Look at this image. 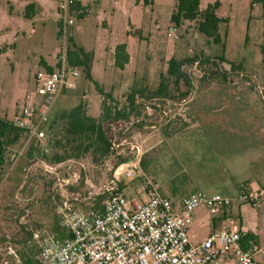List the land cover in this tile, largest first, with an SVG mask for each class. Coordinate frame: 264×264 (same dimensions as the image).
Returning <instances> with one entry per match:
<instances>
[{"label": "rangeland", "instance_id": "374dc122", "mask_svg": "<svg viewBox=\"0 0 264 264\" xmlns=\"http://www.w3.org/2000/svg\"><path fill=\"white\" fill-rule=\"evenodd\" d=\"M31 1L34 3L30 7ZM213 1L200 0V6ZM257 1L219 0L217 15L224 20L219 29L224 35L222 46L207 43L190 23L177 28V39L168 38L165 32L171 25L173 0H99L81 15H73L74 24L65 37L58 36L56 0H0V48L7 44L0 51L2 117L12 119L25 97L33 96L38 61L53 62L71 37L93 53V81L104 94L81 73L76 86L53 101L47 119L55 120L56 131L47 134L46 141L61 139L62 123L56 117L79 102L87 115L99 118L104 105L128 111V96L140 97L135 113L126 120L129 123L109 125L116 140L122 127L136 119L141 121V129H136L141 133L139 167H133L131 176L115 183L112 173L118 154L102 159L85 153L49 164L36 152L28 156L29 142L21 136L10 149L11 154H20L0 166V264L4 260L15 263L5 254L8 246L24 264V259L33 260L37 254L34 235L48 232L58 236V206L83 209L100 195L105 199L110 194L108 189L115 190L119 185L122 195L138 201L148 198L143 186L149 180L162 195L175 201L202 191L207 196L231 199L226 209L234 216L239 207L243 211H264V201L252 206L240 199V195L257 189L264 192V21ZM30 12L35 20L34 27L27 31L30 37L24 34L15 40L16 24ZM15 41V49L8 47ZM121 43L130 56L123 69L114 66L109 53ZM200 53L214 59L216 65H203L207 79L201 81L203 71L198 61L184 62L182 70L191 86L188 89L181 83L178 90L167 75L168 61L172 57H200ZM217 56L226 61L215 60ZM229 63L242 67L233 70ZM161 82L167 86L163 92L158 91ZM186 90L188 95L181 97ZM120 147L118 153L126 161L138 156L126 143ZM197 209L210 214L199 206L192 218Z\"/></svg>", "mask_w": 264, "mask_h": 264}, {"label": "built area", "instance_id": "2783aa9c", "mask_svg": "<svg viewBox=\"0 0 264 264\" xmlns=\"http://www.w3.org/2000/svg\"><path fill=\"white\" fill-rule=\"evenodd\" d=\"M78 1L57 0L63 37L74 24L73 7ZM176 31V27L169 25L165 35L175 40ZM80 75L79 68L68 62L67 48L58 53L52 71L35 74L33 96L27 95L9 119L13 126L23 130L29 144H45L43 125L53 101L63 91L74 88ZM140 137V131H134L118 144L135 148L138 156L115 166L112 183L131 176L133 167H139ZM143 189L148 198L141 201L112 192L101 208L58 206L59 235L48 232L34 235L38 244L34 264H257L256 255L264 256L262 249L242 248V232L235 225L212 230L198 243L190 241L193 210L204 206L213 216L231 204L228 197L196 191L173 205L149 180H145ZM262 193L260 190L244 193L240 199L256 206L257 201H264ZM5 254L13 257L14 264H23L12 247L8 246ZM2 264L10 263L4 260Z\"/></svg>", "mask_w": 264, "mask_h": 264}, {"label": "trees", "instance_id": "16d2710c", "mask_svg": "<svg viewBox=\"0 0 264 264\" xmlns=\"http://www.w3.org/2000/svg\"><path fill=\"white\" fill-rule=\"evenodd\" d=\"M145 3L148 0H144ZM257 2L261 5V17L264 21V0H258ZM77 4V3H76ZM75 4V6H76ZM31 7V5H29ZM73 7V10L75 9ZM220 6L219 0H214L212 3H208L205 7L200 6V0H173V7L170 14V23L176 28L184 26L186 23L193 25L197 33L206 38L207 43H216L224 46L222 35L220 32V25L224 22L223 19L218 17L217 10ZM60 27V25H59ZM61 35L60 29L58 28V36ZM224 36V35H223ZM69 45L67 46V58L71 66L79 68L84 78L93 81L91 76V65L93 61V53L90 51L84 50L82 47L77 46L73 39L69 37ZM215 60L220 62H225L226 60L223 56L215 57ZM198 61L200 69L203 71L201 76V81H206L207 73H205L204 66L205 64L212 63L216 65V61L208 56H203V53H200V57L194 55L190 59L178 60L175 57H172L168 61L167 66V75L172 78L173 84L179 90V85L183 83L188 89L191 86L189 78L186 73L182 70V66L185 63H194ZM129 62V54L124 43L117 44L114 48V66L120 69H123L124 66ZM233 70L241 69L240 65H234L229 63ZM53 68L47 67L46 71H52ZM223 80L226 79V75L221 74ZM94 82V81H93ZM95 87L101 94L104 92L94 82ZM167 86L164 82H161L158 91L163 92L166 90ZM187 90L181 92V97H186ZM107 99L113 101L111 95H105ZM165 97V96H164ZM138 108L135 103L134 95L128 96V111L125 108H112L110 105L103 106V113L99 118H93L87 115L84 105L82 102H79L76 106L70 109H63L60 111L56 119L61 121V130L62 137L61 139L54 140L51 143L50 140L46 141L44 145H32L29 144L28 150L26 151L28 156H31L33 153H37L41 156L42 161H47L49 164H59L69 158H78L85 153H90L92 158L101 157L109 158L115 155L116 160L114 166L118 165L121 162H125L126 158L123 155L118 153L117 149H120V139L127 138L130 136L136 129H141L140 122L134 121L121 128L119 132V139L116 140L113 138L112 134L109 131V125L112 122H128L126 121ZM55 117V115H54ZM43 129L47 134H53L56 131V122L51 119L49 122L48 119L43 125ZM25 136L23 130L13 126L10 120L7 117L0 118V166H3L8 161H13L18 153H10V149L17 145L21 136ZM26 137V136H25ZM61 148L60 151H57V148ZM49 148V149H48ZM11 154V155H10ZM121 185L118 188L113 190V193L120 192ZM110 192V193H112ZM177 190H173L175 194ZM109 196L107 193L106 198ZM170 199L173 205H176L175 200L166 196ZM103 195L98 196L95 201L88 207L101 208L103 201ZM102 199V200H101ZM256 237L250 233H242L240 239V244L245 250H253L256 246L255 239ZM24 264H34L33 260L26 258L24 259Z\"/></svg>", "mask_w": 264, "mask_h": 264}, {"label": "crops", "instance_id": "0c3cea01", "mask_svg": "<svg viewBox=\"0 0 264 264\" xmlns=\"http://www.w3.org/2000/svg\"><path fill=\"white\" fill-rule=\"evenodd\" d=\"M98 1L99 0H97V1H95V0H92V1L91 0H89V1L79 0L75 6L73 15H77V14L81 15L82 11L85 10L87 7H89L90 4L94 5L95 2H98ZM148 2H153V0H148ZM31 3L33 4L34 2L31 1L30 3H28V5ZM56 5H57V0H56ZM33 7H34V5H33ZM12 10L13 9H11V12H12ZM73 15H72V17H73ZM34 23H35V20L33 17V13H31V12L27 16L21 17V20L16 24L15 40L20 35L22 37L24 34H25V37L29 38L31 34H30V32H27V31H28V29L34 27ZM77 46H79V45H77ZM2 47L0 48V51H4L7 47V44L3 45ZM8 47L15 49L16 48V41L13 42ZM80 47H82V46H80ZM82 48L84 50H86L84 47H82ZM114 48L109 49V53L111 52V54H112L111 56L113 59H114ZM126 49H127V46H126ZM86 51H88V50H86ZM129 59H130V56H129ZM55 63H56V58L53 60V62H48L45 59H40L38 61V66H39L38 71L46 70L47 67H51L54 69ZM92 69H93V65H91V76H92ZM71 90H68V91H71ZM67 93L65 95L61 94L58 97L61 98L63 96H66ZM138 99H140V97L135 98L136 104H138ZM138 120L139 119H136L134 121H138ZM176 189L177 188L174 187V190H176ZM257 190H259V189H257ZM180 202H181V200H177L176 205H178ZM227 211H228L227 209L221 210L217 215L212 216L210 214L209 215L205 214L200 209H197L193 214L192 223H191V225L189 227V231H188L190 241L192 243H198V242L202 241L203 239H205L207 237V235L210 233V231H212V230L219 229L223 226L232 227L235 225L240 229V231L242 233H250L256 237L254 239L255 240L254 244L256 246H254L253 250L254 249H262L264 251V211H260V209H258V210H254V209L252 210L251 209L249 211H243V209L241 207H239L238 208V214L235 216L232 214H229ZM256 260H257V264H264V256L262 254H260V253L257 254ZM33 263H34V261H33Z\"/></svg>", "mask_w": 264, "mask_h": 264}]
</instances>
